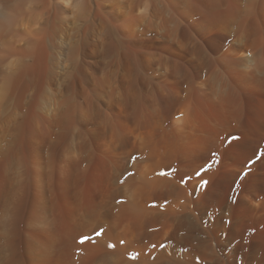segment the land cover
<instances>
[{"label": "bare ground", "instance_id": "6f19581e", "mask_svg": "<svg viewBox=\"0 0 264 264\" xmlns=\"http://www.w3.org/2000/svg\"><path fill=\"white\" fill-rule=\"evenodd\" d=\"M260 149L264 0H0V264H264Z\"/></svg>", "mask_w": 264, "mask_h": 264}, {"label": "snow or ice", "instance_id": "6c2138e0", "mask_svg": "<svg viewBox=\"0 0 264 264\" xmlns=\"http://www.w3.org/2000/svg\"><path fill=\"white\" fill-rule=\"evenodd\" d=\"M221 139H222V146L224 148L223 159L224 160H228L231 157L232 149L236 146L233 142L238 141L239 137L232 136L231 134H229L228 136L222 137ZM253 157H255V159H253ZM262 159H264V149H260L258 154H257L256 151H253L252 156L248 157L244 161V168L246 169V171H244L243 173H238L237 175L240 176L241 179H242L244 176L248 175V172L250 171L249 165H253L257 161H261ZM209 161L210 162H208L205 165H203L200 168V170L195 173V175L197 177H200L203 172H205L207 169L211 168L214 164H220V162H221V154H220V152L219 151L210 152ZM181 182H183V179L181 180ZM233 183L237 184L238 181L237 180H233ZM207 184H208L207 180L201 179V181H200V186L201 187H203V186H205ZM103 233H104V229L100 228L99 231H97L95 233V235L96 236H100ZM90 240H91L90 236H83L81 238L80 242L83 243L85 241H90ZM119 243L123 244L124 241L120 240ZM108 246L111 247V248H115L116 247L115 244H111V243H109ZM155 247H156V245H153V248H155ZM160 247H164V245H160Z\"/></svg>", "mask_w": 264, "mask_h": 264}]
</instances>
